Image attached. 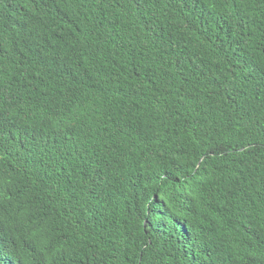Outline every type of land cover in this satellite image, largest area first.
I'll use <instances>...</instances> for the list:
<instances>
[{
    "label": "trees",
    "instance_id": "obj_1",
    "mask_svg": "<svg viewBox=\"0 0 264 264\" xmlns=\"http://www.w3.org/2000/svg\"><path fill=\"white\" fill-rule=\"evenodd\" d=\"M0 264H264V0H0Z\"/></svg>",
    "mask_w": 264,
    "mask_h": 264
}]
</instances>
